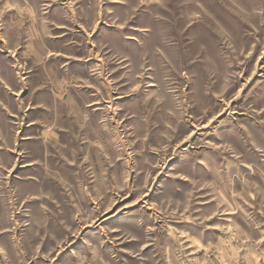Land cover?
<instances>
[{"label": "rangeland", "instance_id": "1", "mask_svg": "<svg viewBox=\"0 0 264 264\" xmlns=\"http://www.w3.org/2000/svg\"><path fill=\"white\" fill-rule=\"evenodd\" d=\"M0 264H264V0H0Z\"/></svg>", "mask_w": 264, "mask_h": 264}, {"label": "crops", "instance_id": "2", "mask_svg": "<svg viewBox=\"0 0 264 264\" xmlns=\"http://www.w3.org/2000/svg\"><path fill=\"white\" fill-rule=\"evenodd\" d=\"M29 51H30L31 53H34V48H33V47H30V48H29Z\"/></svg>", "mask_w": 264, "mask_h": 264}]
</instances>
